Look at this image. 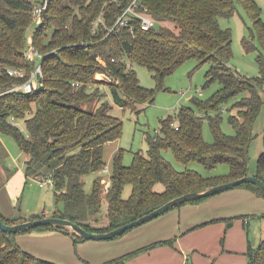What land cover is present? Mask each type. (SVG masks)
Segmentation results:
<instances>
[{"label":"trees","instance_id":"obj_1","mask_svg":"<svg viewBox=\"0 0 264 264\" xmlns=\"http://www.w3.org/2000/svg\"><path fill=\"white\" fill-rule=\"evenodd\" d=\"M42 1L0 0V131L14 137L26 154L27 177L53 183L56 208L52 215L79 222L88 230L106 231L183 193L252 173L250 145L258 134L255 121L264 103V57L255 43L244 39L247 52L259 51L260 73L247 76L235 70L230 63L232 32L222 27L219 20L231 17L236 2H240L253 19L254 34L264 47L262 7L256 0H142L156 25L143 29L137 20L134 31L125 27L111 32L108 27L132 0H49L32 34L33 44L43 55V84L25 92L14 87L29 78L40 63L39 57L27 56V33L36 18L35 6ZM191 57L210 63L206 84L217 81L220 87L206 100L192 98L199 111L182 105L175 114L162 118L160 132L147 135V152L136 151L131 164L122 162L121 151L115 154L106 194L109 223L94 225L91 220L98 221L103 208L100 172L106 166L104 145L119 138L123 126L122 119L111 111L112 103L101 100L104 92L100 85L109 86L115 104L135 110L138 104L153 101L154 90L141 84L134 64L147 66L156 79L162 80ZM8 66L24 67L26 75H10ZM100 72L106 77L97 78ZM95 96L100 101L98 105L84 106ZM232 98L235 101L228 109L234 133L228 134L221 126L222 106ZM206 118L213 141L204 138ZM20 120L25 122L27 133L19 128ZM164 149H170L185 164L197 160L214 169L226 163L229 170L209 176L189 167L179 170L166 159ZM5 151L0 140V158ZM92 172L98 175L87 190L85 176ZM255 174L264 180V149ZM158 183L163 187L158 189ZM239 186L262 194L255 184ZM126 188L131 190L128 196ZM0 214L5 222H15L2 211ZM258 216L264 217V213ZM35 217L36 214H20V220ZM49 229L71 233L76 243L84 240L63 225L41 224L22 232L0 227V264H56L23 249L16 239L18 233ZM174 241L169 238L152 242L98 264H127L151 247L174 245ZM247 253L245 264H264V238L257 247H249Z\"/></svg>","mask_w":264,"mask_h":264},{"label":"rangeland","instance_id":"obj_2","mask_svg":"<svg viewBox=\"0 0 264 264\" xmlns=\"http://www.w3.org/2000/svg\"><path fill=\"white\" fill-rule=\"evenodd\" d=\"M256 2L262 7L261 17L264 20V0H256ZM235 6V12L231 17H221L219 20L222 27H228L232 32L233 56L230 63L232 67L241 74L247 76L259 75L260 67L257 61V55L260 51L261 55L264 57V47L261 46L258 37L254 34L255 25L253 19L249 16L244 6L238 1ZM35 17L36 18L29 27L27 33V41L29 44L32 41V34L36 23L38 24L42 15H35ZM244 39H249L251 42L255 43L259 51L247 52L244 46ZM40 61L41 58H39V62ZM133 67L136 70L141 84L154 90V99L153 101L145 104H138L135 110L128 107L124 108L114 103L112 93L110 92L107 84L100 85V89L104 92L102 93L101 100H108L112 103V113L119 116L123 121L120 137L109 141L104 145V158L106 161L105 167L107 170H101L100 173L103 174V178H111L113 158L118 151H121L122 153V162L124 164H131L136 151L142 149L144 152H147L149 147L147 135L148 133L155 134L157 131L160 132V120L162 118H165L170 114H175L182 105L192 106L196 111H199L198 106L193 102L192 98L198 97L201 100H206L210 98L220 87V84L217 81L209 85L206 84V72L210 68V63H201L197 57H191L185 60L174 71L165 75L162 80L156 79L152 71L147 66L136 63ZM96 77L101 79L106 77V75L103 72H100L97 73ZM234 101L235 98H232L229 102L224 103L222 106L221 126L222 130L228 134L234 133V128L229 120L231 112L228 109ZM99 102L98 96H95L88 103H84V106L89 105L94 107L98 105ZM140 108L141 110H138ZM18 126L24 133H27V127L23 120L18 121ZM263 130L264 103L255 121V131L258 134L250 145L251 170L256 169L259 162L261 153L260 147L263 142ZM203 133L204 138L207 141H213L214 136L210 128L208 118L204 120ZM0 140L4 144L6 150L3 154V158H0V211H2L6 217L10 218H12L16 213L22 214L24 217H31L37 212L52 215L56 208V197L53 183L44 178L27 177L25 172V160L27 157L18 145L16 139L11 135L0 131ZM163 154L166 159L171 161L179 170H184L189 167L196 169L204 176L224 174L229 170V166L226 163H220L214 169L206 168L204 164L197 160H192L188 164H185L177 160L170 149H164ZM97 175L98 173L92 172L85 176L87 190L91 189L93 180ZM156 187L160 189L163 185L158 183ZM105 191L106 190L103 188L102 194L104 196V200L101 217L98 221L91 220L96 226H105L109 223L108 216L106 215V209L108 206L106 194L108 191ZM130 193V188H126L125 195L128 196ZM177 208L179 207H174L167 212L112 239H85L86 241L83 240L76 243L75 238L71 233L60 231L61 236L54 239V246L58 251H64L65 255L70 253V256L76 259V264H88L86 260L93 264L99 262L102 263L132 250L130 248L134 246V243L130 241V238L136 237L137 234L150 233L160 224V222H164L165 217L163 216L173 212V209L176 210ZM258 217L263 218L261 216ZM237 219H240V217H237ZM243 219L241 221L242 226ZM232 222V220L227 221L225 228L236 231L237 226H231ZM165 224H167V222H165ZM255 234V232H252V237L256 236ZM225 237L226 234H223L221 237V243H224ZM123 238L129 239L128 241H124ZM84 243L85 245H83ZM259 243L260 242H256L255 247H257ZM106 251L108 252L105 255L104 253ZM107 255L108 257H106ZM140 256H142L141 261H145V263L150 264V260L162 255L150 257L151 255H149L148 252H144ZM44 259L49 258L44 257ZM50 260L56 264H65L59 260L54 261L49 259V261ZM192 261L193 260L191 259L190 262ZM155 264L161 263L160 261H157Z\"/></svg>","mask_w":264,"mask_h":264},{"label":"crops","instance_id":"obj_3","mask_svg":"<svg viewBox=\"0 0 264 264\" xmlns=\"http://www.w3.org/2000/svg\"><path fill=\"white\" fill-rule=\"evenodd\" d=\"M263 149L262 142L260 151ZM251 172L255 174L256 169ZM178 207L163 216L164 222H160L150 233H141L130 238L134 246L128 252L169 238H175L174 245L160 244L151 247L129 259L127 264L130 261V264H147L141 261L140 255L144 252H148L150 257L162 255L150 260V264L157 261L161 264H185L191 259L194 264H245L249 259L247 255L249 247H255L256 242L264 238V217L257 216L264 213V196L251 188L236 186L202 201L186 202ZM230 220L233 221L231 226H237L236 231L225 228L227 221ZM252 232H255L256 236L252 237ZM60 233L54 229L32 230L18 233L16 239L23 249L38 257L44 256L65 264H76V259L70 256V253L65 255L64 251L55 248L54 239L61 236ZM223 234H226V237L224 243H221ZM128 239L125 238L124 241ZM86 262L91 263L88 260Z\"/></svg>","mask_w":264,"mask_h":264},{"label":"water","instance_id":"obj_4","mask_svg":"<svg viewBox=\"0 0 264 264\" xmlns=\"http://www.w3.org/2000/svg\"><path fill=\"white\" fill-rule=\"evenodd\" d=\"M39 79H42L41 74H38ZM243 183H252L257 186V188L261 191V193L264 196V180H262L257 174H246L240 178L222 182L210 187H207L202 190H194L190 192L183 193L181 195H178L162 205L158 206L157 208L151 210L148 213H145L138 218L129 221L127 223H124L120 226H117L115 228H112L110 230L106 231H92L86 229L81 223L72 221L68 218H63L55 215H46V216H39L41 213L37 212L35 218H30L27 220H20V214L16 213L13 215L12 219L13 223H7L4 221L0 214V227L4 231L9 232H22L24 230H29L35 226L41 225V224H53V225H63L67 227L70 231H73L83 237V239H96V240H103V239H112L115 237H118L128 230L143 224L165 212L168 210L179 206L180 204L200 199L203 197H208L217 193H220L224 190L239 186ZM231 225V224H230Z\"/></svg>","mask_w":264,"mask_h":264},{"label":"built area","instance_id":"obj_5","mask_svg":"<svg viewBox=\"0 0 264 264\" xmlns=\"http://www.w3.org/2000/svg\"><path fill=\"white\" fill-rule=\"evenodd\" d=\"M49 0H43L40 3H37L35 6V15L39 16L42 14L43 10L47 7ZM149 8L145 5L142 0H132L129 5L125 8V10L118 16L115 23L108 27V31L111 32L113 30H121L122 28L128 27L131 31H134L135 21L140 22V27L143 29H150L151 27L156 25V20L149 13ZM103 15V14H102ZM102 15L97 19L96 23L102 20ZM27 55L30 59L34 58H42V53L35 47L33 41L28 46ZM7 71L10 75L16 77H23L26 75V70L24 67H15L8 66ZM38 74L42 76V62H40L36 68V70L31 74L29 78L23 81L20 84L15 85L14 88L19 90L30 92L32 90L37 89L39 86L43 84L42 79L40 80ZM78 84V83H77ZM106 171V167L103 168ZM43 184V183H41ZM104 189L107 192L110 186V179L103 178Z\"/></svg>","mask_w":264,"mask_h":264}]
</instances>
